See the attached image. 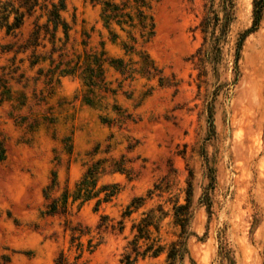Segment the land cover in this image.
Returning a JSON list of instances; mask_svg holds the SVG:
<instances>
[{
    "label": "rangeland",
    "instance_id": "374dc122",
    "mask_svg": "<svg viewBox=\"0 0 264 264\" xmlns=\"http://www.w3.org/2000/svg\"><path fill=\"white\" fill-rule=\"evenodd\" d=\"M103 1L39 0L47 9L16 35L0 31V264H124L137 253L134 264H168L179 241L177 264H264V18L240 46L254 0H235L217 51L202 27L210 0H150L155 35L146 43L136 32L130 54V29L105 26ZM62 4L69 40L62 27L53 40L51 24L25 51ZM103 51L137 70L149 55L165 85L142 74L125 81L109 65L108 92L61 75V62ZM94 167L99 195L79 197ZM112 185L118 193L104 202ZM66 194L68 213L47 215ZM150 246L162 252L145 254Z\"/></svg>",
    "mask_w": 264,
    "mask_h": 264
},
{
    "label": "trees",
    "instance_id": "16d2710c",
    "mask_svg": "<svg viewBox=\"0 0 264 264\" xmlns=\"http://www.w3.org/2000/svg\"><path fill=\"white\" fill-rule=\"evenodd\" d=\"M99 1V0H97ZM211 6L208 9L207 17L205 18L202 27L205 34L209 35V42L212 44V49L217 51L218 45L220 42L227 36L232 23L235 21V0H221L220 7L223 17L215 10L214 3L215 0H210ZM103 6L101 18L106 27H110L113 24L118 25L126 32V28H129L130 39L132 45H126L125 50L127 54L133 53L136 51V46L139 43V38L136 37V34L139 33L140 38L144 42L148 43L152 40L155 35V21L154 17L151 14V3L150 0H104L99 2ZM254 24L251 29H249L241 38L240 46L244 40L258 31L260 28L261 22L264 18V0H254ZM38 8L46 10L43 8L39 0H9L3 1L0 0V31L5 30L8 35H16L17 31L21 29L24 25L26 17L33 16ZM65 5L62 4L60 8L54 6V10L48 11V22L45 25H37V30H35L31 38L27 41L24 46V50L27 51L31 47H38L39 40L41 38L42 31L45 30L46 34L50 33V25L52 24L53 29V40L57 39V34L62 27L66 35L67 41L69 40V33L71 31L68 23L63 19L61 12L64 11ZM137 32V33H136ZM145 44V43H144ZM241 47L239 49H241ZM215 53V52H214ZM65 54L61 55L63 58ZM142 61L140 70H137L130 64L125 63L121 59L111 60L105 51L102 53H94L86 55L84 60L82 57H77V61L74 63L73 60L67 62H61L60 65L65 68L61 71L62 76L76 75L80 74L83 77V81L87 87L91 90L95 89H104L106 92L112 91L110 89L111 83L106 80V70L105 66L109 65L112 67L118 74H120L125 81H133L136 74H142L148 78L159 77V82L162 86L165 85V77L162 76V71L158 69L154 61L150 58L149 55L142 53ZM206 56L208 59L211 58V54L207 53ZM216 58L214 54L213 59ZM239 59V56H238ZM237 59V60H238ZM38 63V62H37ZM91 92V91H90ZM6 159V153L2 145H0V163ZM97 167L92 168L87 173L86 177L82 181L79 188V197L84 196L88 199L95 197L99 194L94 193V189L97 185L95 180L97 174ZM110 189V190H109ZM110 191V192H109ZM102 192H106L104 202H109L114 198L118 193V188L115 185L105 186L102 189ZM69 194L65 195V198L60 205V201H54L48 208L49 211L47 215H56L62 214L65 215L68 213L69 206ZM78 198H74L77 201ZM101 202V201H100ZM134 205V204H133ZM186 206H180L177 208L176 218L178 224L182 228L181 237H186L187 226L189 222ZM129 207L126 215H130L132 211ZM152 224L149 222L144 227L139 229V232L142 237L147 236V228ZM74 231V230H73ZM141 237V238H142ZM154 250V246L148 247L145 254ZM136 251V250H135ZM185 251V242L179 241L173 244L170 254L168 256V264H177L178 260H182ZM162 252V248L154 250L153 255L158 256ZM136 259H132V254H127L123 259L122 263L124 264H134L140 254H136Z\"/></svg>",
    "mask_w": 264,
    "mask_h": 264
}]
</instances>
